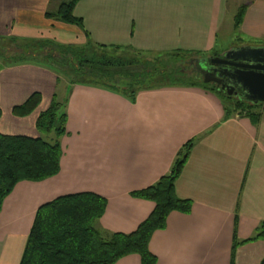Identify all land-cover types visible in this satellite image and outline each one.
I'll use <instances>...</instances> for the list:
<instances>
[{
    "label": "crops",
    "instance_id": "obj_1",
    "mask_svg": "<svg viewBox=\"0 0 264 264\" xmlns=\"http://www.w3.org/2000/svg\"><path fill=\"white\" fill-rule=\"evenodd\" d=\"M68 1L0 0V46L12 40L91 44L126 49L147 61L175 51L221 56L236 48L229 45L234 38L243 42L240 47L264 46V0H80L74 15L82 27L47 17ZM243 4L247 10L236 30ZM12 44L5 52L0 48V66L2 55L16 60L0 70V133L45 139L36 123L59 96L58 74L31 57L17 58ZM66 92L60 172L41 182H20L5 199L0 264H20L38 210L67 195L93 193L107 200L96 225L101 234L135 232L155 204L131 194L168 174L191 140L195 145L176 193L193 202L192 212H172L166 229L153 235L150 251L158 264H231L236 217L239 241L252 238L264 223V105L254 123L247 116H226L221 97L202 87L142 90L131 99L65 79ZM35 93L41 94L35 110L16 116L14 108ZM263 259L260 240L241 245L235 264ZM117 264H141V258L130 255Z\"/></svg>",
    "mask_w": 264,
    "mask_h": 264
},
{
    "label": "trees",
    "instance_id": "obj_2",
    "mask_svg": "<svg viewBox=\"0 0 264 264\" xmlns=\"http://www.w3.org/2000/svg\"><path fill=\"white\" fill-rule=\"evenodd\" d=\"M79 1L65 2L55 14H47V17L82 27V19L74 15ZM246 10V4L239 8L235 17L236 30L243 22ZM8 43L0 46L2 51H7L13 43L15 47L12 48L19 53L16 54L17 58L36 59L58 74L63 72L71 84L99 85L131 99L142 90L202 87L221 97L226 116H247L254 123L260 116L257 109L264 105L255 106L230 98L215 86L199 82L194 75L186 73L188 69L182 64L190 65L191 61L201 59L197 58L200 53L175 51L168 53L165 59L139 61L130 56L126 49L116 47H95L91 44L77 47L51 41L16 43V40H12ZM14 61V58L2 60L0 70ZM59 80L58 76V83ZM40 101L41 94L35 93L26 103L15 107L13 112L16 116L29 115ZM1 116L0 108V119ZM67 121L66 105L55 95L50 108L39 116L36 123L41 134L55 133L53 142L43 138L0 133V212L5 199L20 182H41L59 174L63 156L61 138L66 134ZM194 145L195 140H191L181 148L168 174L152 186L131 194L133 198L155 204L154 211L135 232L105 236L96 228L107 210L105 198L93 193L63 196L38 210L20 264H117L130 255L140 256L141 264H158L157 257L150 251L153 235L166 229L172 212L189 215L193 209L191 200L177 196L176 183ZM237 230L238 217L233 235L231 264H235L237 249L241 245L264 240V223L246 241H239ZM261 264H264V259Z\"/></svg>",
    "mask_w": 264,
    "mask_h": 264
},
{
    "label": "water",
    "instance_id": "obj_3",
    "mask_svg": "<svg viewBox=\"0 0 264 264\" xmlns=\"http://www.w3.org/2000/svg\"><path fill=\"white\" fill-rule=\"evenodd\" d=\"M191 65L204 66V83L221 86L230 98L258 106L264 103V46L233 48L221 56L195 59Z\"/></svg>",
    "mask_w": 264,
    "mask_h": 264
},
{
    "label": "rangeland",
    "instance_id": "obj_4",
    "mask_svg": "<svg viewBox=\"0 0 264 264\" xmlns=\"http://www.w3.org/2000/svg\"><path fill=\"white\" fill-rule=\"evenodd\" d=\"M221 40H223L224 42H225V38L223 37ZM243 44V42L242 41H239V40H237V39H233L232 40V43L231 44H229V45H231V46H234V47H236V48H238V47H240L241 45ZM11 46H13V47H15L14 45H11ZM221 46H224V45H221ZM228 48V47H227ZM227 48H226V50H227ZM220 52L222 51L223 52V48L222 47H220ZM120 54H121V52H119ZM129 55L130 56H133V54L132 53H129ZM11 58V57H10ZM165 58H167V57H165ZM4 59H6V56H4V55H2V57H1V60H4ZM138 60L139 61H143V60H141L140 58H138ZM170 65V64H169ZM182 65H185V67H187V71H186V73H189V75H192L193 76V65H188V63H183ZM181 65V66H182ZM180 66V67H181ZM158 67H162V65H158ZM63 71V70H62ZM58 74V73H57ZM58 76H59V85H60V87H59V92H58V98L60 99L59 101L60 102H65V100L68 98V93L66 92V96L63 94V83L65 82V77H64V74H63V72H60V74H58ZM195 76V75H194ZM195 78H197L196 80H199V82H202L203 80H202V78H200L199 76H195ZM67 80V79H66ZM204 82V81H203ZM233 99H235V98H233ZM237 99V98H236ZM235 99V100H236ZM44 136H47V138H45V140H47V141H50V142H52L55 138H56V135H55V133H51V134H49V135H47V134H43Z\"/></svg>",
    "mask_w": 264,
    "mask_h": 264
},
{
    "label": "flooded vegetation",
    "instance_id": "obj_5",
    "mask_svg": "<svg viewBox=\"0 0 264 264\" xmlns=\"http://www.w3.org/2000/svg\"><path fill=\"white\" fill-rule=\"evenodd\" d=\"M207 58H209V57H207ZM201 59H206V58H201ZM202 69L205 70V72L207 73V70L204 66L199 67L198 64H193V73H194L193 75L199 76L204 81V77L200 75V72L202 71ZM209 84L215 86L218 90H221V86H218L215 83H209ZM223 93L226 94L225 92H223Z\"/></svg>",
    "mask_w": 264,
    "mask_h": 264
}]
</instances>
